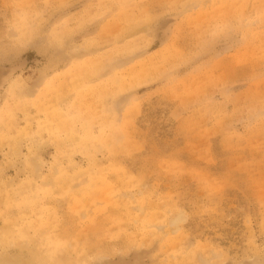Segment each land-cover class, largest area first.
Masks as SVG:
<instances>
[{
    "label": "rangeland",
    "instance_id": "374dc122",
    "mask_svg": "<svg viewBox=\"0 0 264 264\" xmlns=\"http://www.w3.org/2000/svg\"><path fill=\"white\" fill-rule=\"evenodd\" d=\"M0 255L264 264V0H0Z\"/></svg>",
    "mask_w": 264,
    "mask_h": 264
},
{
    "label": "bare ground",
    "instance_id": "6f19581e",
    "mask_svg": "<svg viewBox=\"0 0 264 264\" xmlns=\"http://www.w3.org/2000/svg\"><path fill=\"white\" fill-rule=\"evenodd\" d=\"M6 256V255H5ZM7 258V259H6ZM4 257L3 255H0V264H11V262H9V258L8 257ZM13 260V259H12ZM17 261V260H16ZM24 264V263H23ZM26 264V263H25Z\"/></svg>",
    "mask_w": 264,
    "mask_h": 264
}]
</instances>
